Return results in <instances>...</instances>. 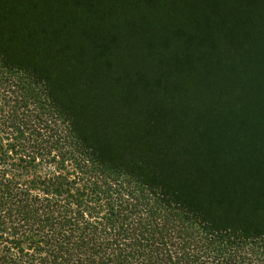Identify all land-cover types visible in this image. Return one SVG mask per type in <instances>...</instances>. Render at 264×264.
<instances>
[{
  "label": "trees",
  "instance_id": "obj_1",
  "mask_svg": "<svg viewBox=\"0 0 264 264\" xmlns=\"http://www.w3.org/2000/svg\"><path fill=\"white\" fill-rule=\"evenodd\" d=\"M40 2L0 0V264H264V163L231 144L264 135V0L184 6L222 13L229 47L200 32L204 44L175 55L202 94L160 117L163 146L115 145L77 111L76 88L11 51L3 24L17 16L31 34ZM63 2L56 41L80 0Z\"/></svg>",
  "mask_w": 264,
  "mask_h": 264
},
{
  "label": "rangeland",
  "instance_id": "obj_2",
  "mask_svg": "<svg viewBox=\"0 0 264 264\" xmlns=\"http://www.w3.org/2000/svg\"><path fill=\"white\" fill-rule=\"evenodd\" d=\"M63 1L41 0L29 35L17 16L3 24L15 29L8 41L11 51L29 52L33 61L47 68L53 82L76 88L67 94L81 102L77 111L101 134L114 129L115 145L140 140L165 145V139L155 140L151 134L154 128H166L160 117L170 108L193 104L202 94L198 80L177 72L175 55L186 45L195 49L204 44L200 32L215 39L217 48H228L221 37L226 30L224 15L188 11L191 5L183 10L191 0H80L77 13L76 7H68L69 16L61 22L67 28L57 32L56 41L50 28L52 3L60 12ZM187 37L191 43L185 42ZM217 105L204 110L206 115L228 107L226 100ZM147 115L153 116L152 122ZM126 129L130 130L120 135ZM231 144L237 155L264 163V135H241Z\"/></svg>",
  "mask_w": 264,
  "mask_h": 264
}]
</instances>
